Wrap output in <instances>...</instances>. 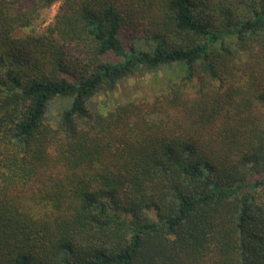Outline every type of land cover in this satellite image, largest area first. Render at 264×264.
I'll list each match as a JSON object with an SVG mask.
<instances>
[{
    "label": "trees",
    "instance_id": "1",
    "mask_svg": "<svg viewBox=\"0 0 264 264\" xmlns=\"http://www.w3.org/2000/svg\"><path fill=\"white\" fill-rule=\"evenodd\" d=\"M0 264H264V0H0Z\"/></svg>",
    "mask_w": 264,
    "mask_h": 264
},
{
    "label": "rangeland",
    "instance_id": "2",
    "mask_svg": "<svg viewBox=\"0 0 264 264\" xmlns=\"http://www.w3.org/2000/svg\"><path fill=\"white\" fill-rule=\"evenodd\" d=\"M59 2L53 4L49 9L42 11L40 18L35 22L32 28L23 29L17 32L19 36H25L34 30L38 33L43 32L53 23L57 13ZM122 40L126 45L131 43V40L125 34L122 35ZM137 51L147 50L148 46L140 41L132 43ZM182 77V72L179 68H163L157 73L141 72L133 77L121 81L116 90L113 92L99 93L93 97L92 102L94 109L105 116L109 111L113 110L117 105L139 101L141 99L152 100L156 96L165 93L169 90L172 83H176ZM66 106V101L55 100L49 106V115L51 112L55 115L60 107ZM48 115V117H49Z\"/></svg>",
    "mask_w": 264,
    "mask_h": 264
}]
</instances>
